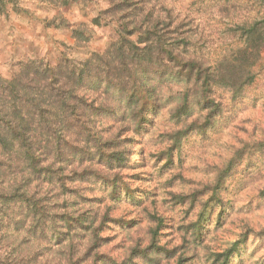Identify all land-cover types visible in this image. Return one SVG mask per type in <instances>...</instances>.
Returning a JSON list of instances; mask_svg holds the SVG:
<instances>
[{
    "label": "clouds",
    "instance_id": "9594fccd",
    "mask_svg": "<svg viewBox=\"0 0 264 264\" xmlns=\"http://www.w3.org/2000/svg\"><path fill=\"white\" fill-rule=\"evenodd\" d=\"M153 6L145 31L157 20L162 29L170 24L166 31H175L181 21L199 31L187 37V53H181V45L171 59L166 57L157 77L138 95L109 101L119 121L97 123L92 131L96 142L79 144L92 153H123L127 166L110 167L105 160L66 167L58 176L86 169L94 173L92 183H64V188L83 189L79 195L64 193L59 183L34 181L27 189L29 199L48 197L57 206L53 213L71 219H57L63 226L47 239L29 231L32 219L19 232H0V264H264V52L245 66L240 78L225 84L206 72L212 66L209 45L203 58L198 51L220 29L264 23V0H153L145 15ZM26 7L37 31L62 19L75 23V6L67 11L52 3ZM76 19L85 17L77 10ZM90 20L89 29L103 35L102 27ZM46 31L59 36L54 26ZM140 35L129 39L135 42ZM240 35L236 32L235 38ZM15 39V33H5L6 51ZM144 39L147 44L151 37ZM121 131L119 139L133 143L103 147ZM19 148L16 143L12 152ZM40 167L55 171L64 166L48 159ZM30 175L26 170L11 176L4 188L12 192ZM117 188L119 200L114 199ZM80 196L102 203L73 208L71 202ZM88 209L89 217L80 219ZM133 221L130 228L121 227Z\"/></svg>",
    "mask_w": 264,
    "mask_h": 264
},
{
    "label": "trees",
    "instance_id": "16d2710c",
    "mask_svg": "<svg viewBox=\"0 0 264 264\" xmlns=\"http://www.w3.org/2000/svg\"><path fill=\"white\" fill-rule=\"evenodd\" d=\"M79 1L41 0L66 8ZM108 1L109 8L103 14H111L116 19V39L103 52L92 53L79 62L64 56L55 65L43 59H27L10 78L0 74V232L8 231L11 222L13 227L22 230L32 219L34 223L29 231L38 234V237L47 239L49 233L52 236L59 233L63 225L57 219L66 222L71 217L53 213L51 209L57 206L51 205L48 197L41 201L29 199L27 189L39 180L41 184L59 183L64 193L79 195L77 189L64 188V183H85L84 176L94 173L86 169L82 173L74 172L69 177H62L58 176L59 172L73 164H90L93 161L104 163L107 160L110 167L121 165L123 153H92L87 147H79L80 142L83 141L86 146L96 142L92 131L97 123L119 121L120 117L109 101L121 103L130 95H138L145 84L157 77L166 57L171 59L172 53L181 45V53H187L190 44L188 35L179 39L175 31L165 32L168 26L162 29V21L157 20L153 29L144 30V24L151 23L154 16L152 10L145 15L147 0ZM8 6H12L16 12H25L17 9V0H0V17L7 16ZM93 22L99 23L97 18ZM51 24L55 28L71 29L78 46L89 40L84 35L85 31L88 32L84 27L73 28L63 19L59 25L54 21ZM137 32L141 35L133 42L129 37ZM232 32L235 36L236 32L241 33L236 39V46L219 62L212 63L206 69L211 78L225 84L240 78L245 66L264 49V23H258L250 29L234 28ZM145 36L151 37L147 44ZM89 97H92L91 101ZM101 97L104 99L97 105ZM101 110H104L103 114H100ZM118 135L103 147L119 149L126 144L125 141L118 143ZM16 143H19L20 148L13 153ZM48 159H54L55 163L64 167L55 171L51 167H40ZM26 170H30L31 175L12 192H8L4 182ZM83 198L80 196L82 202L73 201L71 206L77 208L80 204L91 203ZM114 199L119 200L118 188ZM68 206V202L62 205L65 208ZM8 212L15 219L10 218L8 221ZM91 212L92 209H88L80 219H87ZM18 216L21 218L17 219ZM92 218L95 219V216Z\"/></svg>",
    "mask_w": 264,
    "mask_h": 264
},
{
    "label": "rangeland",
    "instance_id": "374dc122",
    "mask_svg": "<svg viewBox=\"0 0 264 264\" xmlns=\"http://www.w3.org/2000/svg\"><path fill=\"white\" fill-rule=\"evenodd\" d=\"M37 2L43 4L41 0H17V9H23L25 12H16L12 6H8L7 16L0 17V74L6 78H10L14 73H16L19 65L27 59H43L48 64L55 65L65 56L71 61L79 62L89 57L92 53L103 52L105 48H107L108 44L116 39V35L114 33L116 19L114 20L111 14H103V11L109 8L108 0H80L78 3H74L70 7H64L67 11L69 8H73V6H75L72 13L75 23L73 24L68 22L73 28L84 27L88 30V32L85 31L84 35L87 36L89 40L85 44H82V46L75 44L71 31H62V28L54 27L55 33H58L59 36L55 34H47V28L53 27V24H45L43 29L37 31L39 25L33 23V17L30 15L29 8L26 7L35 5ZM147 2L148 5L146 4L145 8H148L149 4H152L153 0H147ZM77 10L85 17V19H76ZM151 10L154 13L156 11L154 6ZM88 17H91L90 23L92 24H95V22H93L94 19H98L99 23L95 25L102 27L104 30L103 35L97 34L89 29L87 21ZM26 21L27 23H25ZM167 26V29L170 28V24ZM181 28H186V31L181 32ZM197 31H199V26L193 29L187 27V25L181 21L175 30V35L177 37H184L185 35L191 36L195 35ZM165 32L171 33L172 31ZM5 33L9 35H13L14 33L16 34V39L13 41L14 47H12L10 51H6L3 45ZM41 36H45V39L40 44H37L36 41ZM235 37L236 36L232 32V28L220 29L215 39H213L210 44L209 42H206V44L200 45L198 51H200L201 56L204 57L205 47L206 45H209L207 56L212 57V63L216 64L224 55L229 53V51L236 46ZM262 52H264V49L261 53ZM120 135H123V131L119 133L118 136ZM118 140V143L122 142L119 137ZM124 141L126 144L133 143L131 139H126ZM126 166L127 164L123 157L121 165H118L117 167ZM93 175H85V183H92ZM136 178L139 179V177ZM77 190L79 192L83 191V189ZM83 199H88L91 203H102L100 200L90 199L88 197ZM79 201L80 203L82 202L81 199H79ZM11 211H13L14 214L16 213L14 209H11ZM7 215L8 217H6V219L8 221L10 218L15 219L14 216L10 217V212H8ZM11 223L13 224V222ZM134 223L135 221L127 227H132ZM12 224H10L8 231H21L18 228L13 227ZM123 227H126V225H123Z\"/></svg>",
    "mask_w": 264,
    "mask_h": 264
}]
</instances>
